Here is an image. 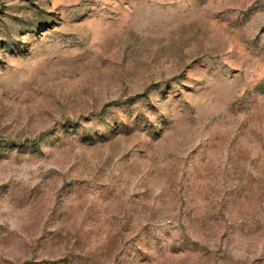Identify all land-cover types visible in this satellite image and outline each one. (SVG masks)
Here are the masks:
<instances>
[{"label": "rangeland", "instance_id": "1", "mask_svg": "<svg viewBox=\"0 0 264 264\" xmlns=\"http://www.w3.org/2000/svg\"><path fill=\"white\" fill-rule=\"evenodd\" d=\"M0 264H264V0H0Z\"/></svg>", "mask_w": 264, "mask_h": 264}]
</instances>
